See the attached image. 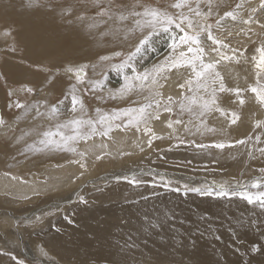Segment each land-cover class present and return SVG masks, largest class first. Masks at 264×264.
Listing matches in <instances>:
<instances>
[{
	"label": "bare ground",
	"instance_id": "1",
	"mask_svg": "<svg viewBox=\"0 0 264 264\" xmlns=\"http://www.w3.org/2000/svg\"><path fill=\"white\" fill-rule=\"evenodd\" d=\"M227 1L213 0V5L219 11ZM173 2L165 0L162 7L167 8ZM84 3L85 0L61 1L76 12ZM255 6L259 8V0H254ZM255 18V24L239 26L243 32L223 35L225 43L238 50L239 62L225 60L217 69L229 87L248 89L257 85L259 70L255 64L259 59L257 49L264 43V30L260 28L264 12L258 11ZM249 28L255 29L256 42L246 46L250 36L246 29ZM6 29H10L12 35L6 36ZM225 33L227 30L222 32ZM163 34L154 36L151 44ZM110 39L99 36L93 39L79 26L69 27L58 14L27 7V0H0V115L7 122L6 126H0V253L11 252L26 264H262L264 256H253L250 252L253 244L264 245V211L258 206L249 205L239 196L218 199L190 193L184 197L163 189L155 190L161 195L151 196V188H132L123 179L119 182L115 179L155 169L167 174L181 171L178 174L181 180L186 176L198 177V181L191 183L195 186L204 185L200 180L227 179L224 184L229 191L264 190V186L251 187L254 180H261L264 185V174L259 171L264 167V155L259 151L264 149V128L255 127L257 120L264 121V107L256 102L251 91L241 93L245 100L243 105L232 93L220 94L221 107L229 115L225 117L217 112L206 118L208 127L215 128V132L191 135L178 128L181 138L195 140L198 144L233 145L224 149H200L188 144L173 147L178 142L168 138L172 130L166 123L157 121H152L150 126L165 138L154 141L152 149L146 146L147 137L134 128L114 129L110 138L96 136L86 143L80 142L77 147L78 152L86 153L83 158L71 152L27 151L23 142L17 143V137L30 131L31 121L15 108L7 112L6 91L27 85L37 88V99L46 97L53 103L57 98L63 99L61 93L68 90L69 79L62 69L58 71L53 65L98 62L97 53L104 54L115 46L108 42ZM165 51L147 61L140 60L138 68L141 65L150 68L162 60L160 55ZM144 54L142 57L146 56ZM109 71L111 73L104 71L105 91L99 93L103 99H98L96 93H92V97L85 94L87 111L92 116L97 107L111 112L114 108L137 106L131 100L108 99L107 90L123 83L122 77ZM96 75H100L99 69ZM168 75L166 83L161 81L165 84L162 91L166 96L176 97L180 92L177 84L187 78V73L181 69ZM259 83L264 85V72ZM17 95L21 99L27 96L22 91ZM27 99L31 101L32 96ZM132 100L142 102V97L133 96ZM69 103L65 100L61 106L65 114ZM233 112L238 117L235 124L231 123ZM256 136L261 137L259 142ZM32 138L25 136L28 142ZM240 139L246 143L235 144ZM161 144L168 145L155 151ZM140 146H144V152L140 151ZM74 160H80L86 168L72 163ZM98 188L102 191H97ZM81 194L89 200L88 205L76 201ZM141 195L149 199L128 202ZM45 212L55 215H49L42 224L29 223ZM165 213L169 219H165ZM145 214L154 221H161V228L143 231ZM65 215L73 221L71 224L64 219ZM57 228L60 231H56ZM217 236L220 238L216 239ZM126 241L135 247H124ZM0 264H14V261L8 255H0Z\"/></svg>",
	"mask_w": 264,
	"mask_h": 264
},
{
	"label": "snow or ice",
	"instance_id": "2",
	"mask_svg": "<svg viewBox=\"0 0 264 264\" xmlns=\"http://www.w3.org/2000/svg\"><path fill=\"white\" fill-rule=\"evenodd\" d=\"M27 7L44 9L51 15L58 14L59 18L64 20L69 27L79 26L82 32L93 39L97 36L110 37L108 42L115 45L107 49L104 54L97 53L98 62L75 64L68 62L63 65H53L58 71L62 69L69 79L68 90L61 93L63 99H58L54 103L49 102L46 97L37 99L38 90L35 87L24 85L18 90L8 91L7 107L20 110L25 114V118L31 121L30 131L16 138L18 144L23 142V147L27 151H63L83 158L86 153L78 152L77 146L80 142L86 143L96 136L110 138V133L114 129L121 128L125 130L134 128L137 133L142 132L147 137V148L152 149L154 141L165 138L157 135L150 126L152 121L166 123L167 128L172 130L168 138H174L178 142L173 147L188 144L200 149L208 147L224 149L233 145L225 142H213L211 145L198 144L195 140L181 138L177 134L178 128H183L185 133L191 135L197 133L203 135L204 131L215 132V128L208 127L206 118L217 112L225 117L229 115L221 107L220 94L222 93L234 94L239 104L243 105L245 100L241 98V93L251 91L256 102L264 107V85L259 83L260 75L264 72V43H261L257 49L259 52V59L255 64L259 70L256 73L257 85L248 89L227 86L224 77L217 69L225 60L236 59L239 62L238 50L232 49L218 33L222 27V21L226 19L237 21L238 15L234 10L224 11L220 15L213 5V0H174L167 8L154 6L146 0H132L131 3L126 0H85L79 12H76L71 5L65 6L59 3L58 0H27ZM235 7L239 9L243 5L236 4ZM258 11L264 12V0H259V8L250 9V15L248 19L243 20V23L251 24L253 16ZM214 15L218 18L213 20ZM260 28L264 30V23H260ZM161 32L167 33L171 41L167 54L162 60L153 63L150 68L143 65L138 68L142 53L147 51L153 37ZM4 34L12 35V32L6 29ZM244 34L247 35V33ZM227 35L231 36L233 33L229 31ZM12 51L15 49L13 48ZM98 69L100 70L99 76L96 75ZM106 69L115 71L123 80L118 88L107 90L108 99L131 100L137 106L114 108L111 112L102 111L97 107L95 116H92L87 111L85 94L92 92L97 94L98 99L104 98L99 93L105 91L104 83L107 77L104 71ZM181 69L187 73V78L177 84L180 90L179 95L166 96L162 91L165 84L161 81L166 83L169 80V73ZM18 91L32 96V100L29 101L27 96L21 99L17 95ZM133 96H141L142 102L132 100ZM65 100L70 102L67 114L61 108ZM231 115L233 117L231 123L235 124L238 117L234 112ZM6 125L7 122L0 115V126ZM255 127L264 128V121L257 120ZM25 136L34 138L28 142ZM255 139L259 142L261 137L256 136ZM245 143L244 139L235 141L238 145ZM140 151H145L144 146H140ZM155 151L161 150L155 149ZM259 151L261 155H264V149H259ZM72 163L79 164L82 169L86 168V164L81 163L80 160H74ZM259 171L264 174V167ZM12 178L16 179V177ZM115 179L117 182L123 179L132 188H151L153 189L151 196L161 195L159 191H155L156 189L178 193L184 197L190 193L218 199L239 196L249 205L258 206L261 211H264V190L250 192L233 189L229 191L225 184L215 183L193 186L155 169L133 172L130 176H117ZM262 186L264 185L261 180H254L251 184L254 189H261ZM97 191H102V189L98 188ZM148 199L149 196L141 195L139 199L128 202L139 203L141 200L147 201ZM78 201L80 204H89V200L82 194L78 196ZM59 211L60 209L57 208V212ZM49 215H55V213L45 212L37 215L29 223L42 224ZM169 218L165 213V219ZM64 219L69 224L73 222L67 215ZM142 221L145 225L143 228L145 232L150 229H159L162 226L161 221H154L146 214L142 217ZM252 224L255 225L256 221L253 220ZM56 231L60 229L57 228ZM219 238V236L216 237V239ZM131 239L129 235L128 241ZM124 247H135V245L126 241ZM250 252L253 256H264V245L253 244ZM0 255H8L14 264H26L24 259L11 252H2Z\"/></svg>",
	"mask_w": 264,
	"mask_h": 264
},
{
	"label": "rangeland",
	"instance_id": "3",
	"mask_svg": "<svg viewBox=\"0 0 264 264\" xmlns=\"http://www.w3.org/2000/svg\"><path fill=\"white\" fill-rule=\"evenodd\" d=\"M61 1H65V0H58L59 3H61ZM163 1H165V0H146V2L151 3L154 6H164L162 4ZM128 3H131V2H128ZM236 4H242L243 7L237 9L235 7ZM79 5H80V3H79ZM252 7H254V0H228L227 3L224 6H222L219 9L218 12L220 13V15H222L224 11L234 10V11H236V13L238 15V19H237V21H232L230 19H226V20L222 21V27L220 28L218 34L221 33L222 38H225L224 36L227 35V33L222 34V32H225L227 30V32L231 31L233 33V35H236L235 33H237V31H240L241 29H243V28H241L239 26H241L242 24H244L243 23V20L248 19L249 15H250V9ZM240 17H242L243 19H239ZM216 18H218V17H216L214 15L213 20L216 19ZM255 20H256V18H255V16H253V22L251 24H248V25L255 24ZM246 32L249 33V35H250L249 38L246 39V46H249V45H251L252 42L253 43L256 42L255 29L249 28V29H246ZM159 38L160 39H158V41H155V42H153V44H150V46L148 47L147 51H145V54L144 55H146V56H143L142 57V59H141L142 62L147 61L148 59H150L151 57H153V55L155 56L156 54H160L161 51H165L166 49H167V51H165V53H163V55H160L161 56L160 59H163L164 55L167 54V52H168V45L171 43V41L169 39V35L167 33H164ZM238 46H240V45H238ZM246 46H243V47L245 48ZM240 47H242V46H240ZM67 63L68 62H64V64H67ZM76 63H78V62H76ZM73 64H75V63H73ZM106 71H108L109 73H111L109 71V69H106ZM221 75H223V74L221 73ZM116 76H118V77L121 78V76L118 73H116ZM223 77H224V75H223ZM226 77L228 78L229 76L227 75ZM3 89H5V86L4 85H3ZM6 94H5L6 95L5 97H6L7 102L9 103V97H8V92L7 91H6ZM88 94L91 95V97L93 96L92 92H88L87 93V96H89ZM57 99H59V98H57ZM5 109L7 110V112L10 111L9 108L7 107V105L5 106ZM177 134L180 136V133H177ZM165 145L167 146L168 144H165ZM165 145L164 144H161L158 147V149L164 148ZM172 173L169 172L168 175L169 176H172V177H174L176 175L178 176V174L181 173V171H174V174H172ZM175 178H179L181 180V178L179 176L178 177H175ZM186 180H187V182H189L191 184L192 181H195V180L198 181L199 179H198V177H195V176H190V177L189 176H186L185 180L182 179L181 181L182 182H184V181L186 182ZM200 181L202 182V184H205V183H207V184H213V183H216V184H224V183L227 182V179H219V180H217V179H215V180L214 179H208L207 182H204L202 180H200ZM236 184L239 185L240 183H236ZM193 186H195V185H193ZM198 186H200V184H198ZM76 201H78V198L76 199ZM5 250H6V248H4V251Z\"/></svg>",
	"mask_w": 264,
	"mask_h": 264
}]
</instances>
